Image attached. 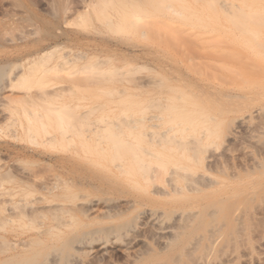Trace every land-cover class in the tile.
Masks as SVG:
<instances>
[{
  "label": "rangeland",
  "instance_id": "374dc122",
  "mask_svg": "<svg viewBox=\"0 0 264 264\" xmlns=\"http://www.w3.org/2000/svg\"><path fill=\"white\" fill-rule=\"evenodd\" d=\"M172 1L0 0V264H264V0Z\"/></svg>",
  "mask_w": 264,
  "mask_h": 264
},
{
  "label": "bare ground",
  "instance_id": "6f19581e",
  "mask_svg": "<svg viewBox=\"0 0 264 264\" xmlns=\"http://www.w3.org/2000/svg\"><path fill=\"white\" fill-rule=\"evenodd\" d=\"M142 1H143V2L145 3V5L148 6L149 8L154 9V10L159 11V12H165V11H167V10L169 9L168 7H163V6H162L165 0H142ZM166 1H167V0H166ZM174 2H175V1L173 0L172 3H174ZM221 2H222L223 4H221ZM220 4H221V5H220ZM224 4L226 5V3H224V1H220V3H219V5L221 6L220 8H224V7H225ZM227 4H228V3H227ZM86 5H89V3L86 4ZM89 6H90V5H89ZM227 6H228V5H227ZM227 6H226V7H227ZM229 6H230V5H229ZM231 6H233V5L231 4ZM231 6H230V7H231ZM226 7H225V8H226ZM230 7H228V8H230ZM85 8H86V6H85ZM85 8H84V10H86ZM88 8H89V7H88ZM170 8H171V7H170ZM232 8H233V7H232ZM171 9H172V8H171ZM228 10H229V9H228ZM210 11H211V10H210ZM84 12H85V11H84ZM207 17H208V15H207ZM209 18H211V17H208L207 19H209ZM207 19H206V20H207ZM217 19H218V18H217ZM236 19H237V18H236ZM206 20H205V21H206ZM214 20H215V19H213V18L210 19V21H212V22H214ZM102 21H104V24H108V25L110 26L111 23H112V21H114V20L111 19L110 17H109V18H106V17H105V20H102ZM205 21H204L205 28H206V29H209V30H211V29H212V30H215V29L217 28V27H216V26H217L216 23L219 22L218 20L215 21L214 23L206 21V22H208V23H210V24L212 23L211 25H209V24H207V23L205 24ZM102 23H103V22H102ZM113 23H114V22H113ZM115 24H116V23H115ZM115 24H114V25H115ZM214 24H215V25H214ZM218 24H219V23H218ZM108 25H105V26H108ZM118 25H119V24H117V27H118ZM222 25H223V24H222ZM214 26H215L216 28H215ZM222 27H223V26H222ZM218 28H220L219 25H218ZM218 28H217V29H218ZM128 29H129V27H128ZM209 33H210V31H209ZM205 35H207V33H205ZM236 35H237V34H236ZM118 38H119V37H118ZM63 40H64V39H63ZM58 41H59V40H58ZM66 41H67V40H66ZM109 41H110V40H109ZM112 41H113V40H112ZM56 42H57V41H56ZM61 44H62L61 42H57V43H55V44L50 45V46L47 47V48L41 49V50L35 55V58L38 59V61H39V60L41 61V60L45 59V57L47 56V54H49V53H51V52H53V51H54L55 54H56L57 50H59V49L61 48ZM62 45H63V44H62ZM62 50H64V49H62ZM59 51H60V50H59ZM66 52H67V51H66ZM57 53H58V52H57ZM64 53H65V52H64ZM51 54H52V53H51ZM62 57H63V56H62ZM62 57H60V58H62ZM64 57H65V56H64ZM62 59H63V58H62ZM25 73H26V74H25ZM25 73L23 72V74H22V77L24 76V78H26V76H27V72H25ZM165 92H166V93H163V96H162V98H161L162 101H163L162 104H161V108L164 109V110H169V112L171 111V113H172L173 111H174V112L177 111V112H178L177 114H181V112L179 113V111H183V110L185 109V105H184L181 101H180V102L178 101V100H179V96L171 97V96H170L171 94H170L169 92H167V91H165ZM177 114H176V113H172V115H175V116H177ZM185 114H186V113H185ZM183 116H185V115H183ZM185 117H186V116H185ZM178 118H179V117L177 116V118H175V119H178ZM60 120H61V119H60ZM60 120L58 121L59 123L62 122V120H61V121H60ZM168 120H169V119H168ZM169 121H170V120H169ZM129 122H131V121H129ZM167 122H168V121H167ZM173 122L175 123L174 120L172 121V123H173ZM136 123H137V122H136ZM138 123H139V122H138ZM138 123H137V124H138ZM170 123H171V122H169L168 124H170ZM192 123H193V124H197V123H195V122H192ZM113 124H114V123H113ZM113 124H112V126L114 127ZM134 124H135V123H134ZM170 125H172V124H170ZM170 125H169V126H170ZM115 127H116V126H115ZM166 129L169 130L170 128H169V129L166 128ZM43 130L45 131V129H43ZM58 130H59V129H58ZM40 131H41V130H40ZM163 131H164V130H163ZM169 131H170V130H169ZM165 132H166V131H165ZM165 132H162L161 135H163ZM172 132H173V131H172ZM177 132H178V131H177ZM30 133H31V132H30ZM30 133H29V134H30ZM43 133H44V135L47 134V133H45V132H43ZM173 133H176V129L174 130ZM60 134L63 135V133H59V136H60ZM165 134H167V133H165ZM165 134H164V138H166ZM176 134H177V133H176ZM48 135H49V134H48ZM161 135L159 136L158 139L163 138V136L161 137ZM151 136H152V135H151ZM172 136H173V138L176 137L175 134H174V135L172 134V135H171V138H172ZM174 136H175V137H174ZM57 137H58V135H51V134H50V136H48V137H47L48 139H47L46 136H45L46 140H54V139H56ZM60 137H61V136H60ZM173 138L170 139V136H169V141H170V140H173ZM166 139H167V138H166ZM166 139H163V140H166ZM154 140H156V139H154ZM161 140H162V139H161ZM155 142H156V141H155ZM167 142H168V140H167ZM164 143H165V142H164ZM162 154H163L164 156L166 155L165 153H162ZM162 154H161V155H162ZM167 154H168V152H167ZM155 157H157V156H155ZM141 162H142V161H141ZM178 163H179V162H176V161H175L173 164H171V166L175 167L176 165H178ZM141 165H142V164H141ZM154 165H155V164H154ZM163 165H164V164H163ZM144 166H145V167H144L143 169L146 170L147 167H146V165H144ZM145 168H146V169H145ZM149 168H150V167H149ZM151 168H152V167H151ZM151 170H153V169H151ZM146 171H147V170H146ZM147 173H149V172H147ZM145 174H146V173H145ZM148 175H149V174H148ZM152 176H153V175H152ZM44 186H45V185H44ZM44 186H43V187H44ZM42 189H43V188H42ZM47 189H48V188H47ZM49 189H51V188H49ZM45 190H46V189H45ZM48 191H49V190H48ZM236 207H238V206H236ZM234 208H235V207H234ZM239 209H240V208H239ZM242 210H243V209H242ZM240 212H241V211H240ZM228 218H229V217H228ZM223 220H224V219H223ZM235 221H236V220H235ZM240 221H241V220H240ZM240 221H239V222H240ZM224 222H225V221H224ZM237 222H238V221H237ZM215 224H216V223H215ZM215 224H214V225H215ZM222 224H223V223H221L220 225L222 226ZM224 225H225V224H224ZM218 226H219V225H218ZM221 226H219L218 228L221 229ZM232 226L234 227V225H232ZM237 226H238V225H237ZM237 226H236V224H235V228H236ZM213 227H214V226H213ZM215 227H217V226H215ZM227 227H228V226H227ZM227 227H226V225H225V229H228V230H229V229H230V230L233 229V227H232V228H231V227H228V228H227ZM240 227H241V225H240ZM218 228H217V230H214V228H213L214 232L211 231V230H212V227H211V229L209 230V231L212 232V234L214 233V235L217 233L216 236H214V237L217 238V239L220 237V236L217 237V235H219V234H220L219 232L221 231V230L219 231ZM222 228H224V227L222 226ZM235 228H234V229H235ZM238 228H239V227H238ZM225 229H224V230H225ZM236 229H237V228H236ZM236 229H235V231H236ZM240 229H241V228H240ZM228 230H225V231L228 232ZM206 231H207V230H206ZM209 231H208V232H209ZM222 231H223V230H222ZM211 232H210V233H211ZM231 232H232V231H231ZM237 232L239 233L238 230H237ZM225 233H226V232L223 231L222 235L225 234ZM234 233H235V234H234ZM234 233L232 232L231 234H232L233 236H234V235H239V234H237L236 232H234ZM226 234H228V233H226ZM226 234H225V235H226ZM229 234H230V233H229ZM229 234H228V235H229ZM222 235H221V236H222ZM225 235H223V237H225ZM233 236H232V237H233ZM197 237L202 238L203 236H202V234H201V235H200V234H195L194 239H196V240H194V244H195V247L198 248L199 246L195 243V241L198 242V244H199L200 241H197ZM204 237H205V235H204ZM227 237H228V236L226 235V239H227ZM206 238H207V237H206ZM208 238H211V240H212L213 236H212V237H208ZM208 238H207V239H208ZM229 238H231V236H229ZM217 239H216V240H217ZM220 239H221V238H219V240H220ZM226 239H224V241H226ZM211 240L208 239V241H210V242H211ZM213 240H214V238H213ZM216 240H215L214 242H211V243H210L211 245L208 246V247H207V246H206V247H204V246H203V247L200 246V247H202V248H201L202 250H199V253L195 254V255H197V256H196L197 258H195V257L193 258V256H192L193 259H190V258H191V257H190V258H189V259H190L189 262H190L191 264H196L195 262H196L197 260H201L202 256H199V255L201 254V252H203V256H204V258H206V259H209V258H210V257H209V258L205 257L206 255H209V256H210L211 253L216 252V251L218 252L217 249H218L219 246L217 247V245L219 244V245L221 246V248H222V245H221V243H220L219 240H218V241H216ZM221 241L223 242V238L221 239ZM229 241H230V240H229ZM225 243L228 244L229 242L227 241V242H225ZM192 245H193V244H192ZM196 245H197V246H196ZM193 246H194V245H193ZM224 246L226 247V245H224ZM224 246H223V248H224ZM216 247H217V248H216ZM199 249H200V248H199ZM225 249H226V248H225ZM194 250H195V249H194ZM196 251H198V250L196 249ZM196 251H195V253H196ZM200 251H201V252H200ZM192 253H194V251H193ZM198 254H199V255H198ZM215 254H216V253H215ZM211 258H212V257H211ZM187 264H188V263H187Z\"/></svg>",
  "mask_w": 264,
  "mask_h": 264
}]
</instances>
